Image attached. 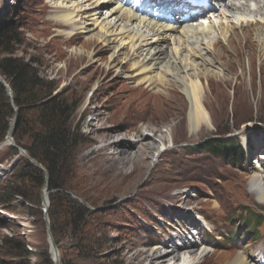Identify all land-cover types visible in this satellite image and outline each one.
Instances as JSON below:
<instances>
[{"label": "rangeland", "instance_id": "obj_1", "mask_svg": "<svg viewBox=\"0 0 264 264\" xmlns=\"http://www.w3.org/2000/svg\"><path fill=\"white\" fill-rule=\"evenodd\" d=\"M58 1L60 0H0V28L12 26L20 41V44L13 48L12 55L0 53V59L19 58L25 63L33 64L42 79L53 83L55 91L52 95L60 96L75 108L72 123L82 136L83 143L74 155L71 188L78 195L74 196L78 202L97 212L87 220V229L91 231L93 240L96 239L97 243L93 247L94 257L81 258L74 246L75 240L70 237V231L65 233L62 228L63 233L57 237V244L52 237L60 264H147L133 259V254L137 251L149 252L155 247L164 250L165 241L172 239L178 242L180 235L184 241L195 243V249L191 253H182L178 264H225L229 254L234 253L240 256L264 255V201H259L260 194L254 192L257 187L250 180L258 170L264 175V160L260 159V154H264V64L261 67L255 61L249 72L245 55L247 53L236 42L239 49L236 60L242 63L244 84L224 86L213 78L210 80L206 94V108L211 116L210 125L196 136L189 137L185 131L183 100H178L179 106L167 114L173 115L167 124L154 125L152 120L148 119L149 116L143 113H135V117L128 119L133 121L130 127H122L120 118L114 123H106V127L112 130L109 132V143L115 140L127 142L129 135L139 130L155 140L157 145L161 143L160 139H163L161 155L156 158L148 155L146 161L151 162V168L137 174L133 172L132 162H120L117 152L105 147L107 143L91 134V131L103 124L98 118L106 119L113 115L119 117L121 111L118 110L131 106L132 98L140 92L152 90L145 85L136 86L138 81L135 76L131 78L128 63L123 65L122 73L115 74L113 70L107 75H98V63L91 64L84 60L83 64H79L73 59L70 60L71 47H81L83 41L90 36L84 31L90 28L93 33L106 34L109 28L101 27V20L94 26L91 20L87 21L85 18L78 24L84 27L89 24L88 27L84 31L77 29L73 33L78 35L67 37L65 34L69 28L54 20L62 15L60 9H64L59 6ZM80 1L83 2L68 0L66 2L74 3V6L70 8L72 5L67 3L65 7H69L67 10H74L81 4ZM77 15L80 18L84 13L79 12ZM224 18L226 16L216 9L206 16V22L224 23ZM225 24L223 25L229 26V22L228 25ZM232 28L236 34L239 33L235 26ZM216 32V36L211 35L200 43L205 44L200 46L207 47L209 54H213V38L217 40V48L227 47L228 33L220 30ZM250 32L248 29L247 33L251 34ZM107 36L114 37L111 34ZM238 36H233V43ZM242 43L244 46V41ZM163 46L168 51L179 48L170 37H167ZM127 49L129 51V46L125 45L124 50ZM102 50L104 51H100L98 56L106 59L108 51ZM133 53L135 61L142 60L140 50ZM224 54H228L230 58L228 60L222 57V62H225L233 75H238L234 54L227 51ZM182 56L186 58L188 51H183ZM192 60L198 64L201 59L197 56L194 59L192 57ZM182 67L184 70V63ZM199 69L188 67L185 73L196 74ZM209 69L215 73L221 71L217 65H211ZM185 73L180 76L184 77ZM90 75L93 77L89 79ZM167 79H171V76H167ZM249 80L252 90L249 89ZM177 107L180 109L176 110ZM86 108L91 109L93 114H86ZM178 119L181 120V130L176 135L177 143H173L170 131ZM89 122L93 123L92 128L87 126ZM13 128L10 126L9 132ZM7 137L0 144V179L8 175L18 161L14 150L19 152V148L24 154L19 153L18 156L28 158L27 153L17 147L14 141L12 146ZM91 140H94V143ZM231 143L233 146L242 145L248 155L244 154L243 158L239 157L234 161L225 157L216 158L209 152V149L213 148L210 146ZM134 153L135 148L126 149L120 157H132ZM112 154L114 159L109 158ZM46 189L44 186L41 190L38 204L23 202L24 205L19 208L0 205L1 262L44 264L43 256L47 253L54 264L47 230V224L49 228L52 224L48 213L54 206ZM16 199L19 202L23 200L20 196ZM246 212L262 217L257 218V222L262 224L260 228L253 230L251 224L247 229L243 225L242 215ZM51 213L54 214L52 210ZM205 219L208 221L205 222ZM216 236L221 240L216 239ZM8 245H11V248ZM24 245L27 247L28 257L12 258L10 252L16 251L13 247ZM203 247L207 248L205 257L201 256ZM260 264H264V260Z\"/></svg>", "mask_w": 264, "mask_h": 264}, {"label": "bare ground", "instance_id": "obj_2", "mask_svg": "<svg viewBox=\"0 0 264 264\" xmlns=\"http://www.w3.org/2000/svg\"><path fill=\"white\" fill-rule=\"evenodd\" d=\"M66 1L68 0L58 1L59 6H63L64 9H60V11L63 12L62 15L57 16L54 20L55 22L63 23V26L69 28L65 34L67 37L78 35V33H73L77 29H82L84 31L86 27H88L87 25L89 24L85 27L78 24V22L85 18L87 21L91 20L94 23V26L97 25L99 20H101V27L109 28V32L107 31L106 34H102L101 32L93 33V30H90V28L86 32L84 31V33H87L90 36L83 41L81 47H71L70 60L73 59L79 64H83L84 60L91 64L98 63V69L96 70L98 75L102 73L107 75L113 70L115 74L122 73L124 68L123 65L128 63L130 65L129 69L132 73L131 78L135 76L138 81L136 86L145 85L146 88L152 90V92H143L144 97H142L143 93L140 92L139 95L132 98L131 106L124 110H118L121 111L119 117L113 115L106 119L102 117L98 118L100 121H103V124L96 130L92 129L91 131V134H95L101 141L107 143L105 147L117 152L116 155L118 159H121L120 162H132L133 172H136L137 174L141 172L143 173L148 168H151V162L148 163L146 161L148 155H151L152 158L161 155L160 147L163 146V139H160L161 143H158L157 145L155 140L149 138L139 130L130 134L127 142L123 140H115L109 143L111 137L109 132L112 130L106 127V123H114L117 118H120L122 127H130V125L132 126L133 121L128 119L130 117H135V113H143V115L146 114L149 116L148 119L150 121L152 120L151 122H153L154 125L158 123L167 124L171 121L170 117H173V115L169 114L168 116L167 114L170 110H175L174 107L179 106L177 105L179 102L178 100H183V110L186 115L185 131L188 132L189 137L196 136L205 131L207 126L210 125L211 116L206 108V94L207 91H209L210 80L215 79L222 83V85L224 84V86H231L232 84L235 86H242L244 84L245 78L242 63L241 61L236 60L239 50L237 44L242 46L243 50L247 53L245 55H247L246 57L248 59L247 64L249 72L252 70L251 68H253L255 61L258 62L260 66L264 64V0H213V3L215 1L217 2V9L220 10L224 17L226 16V18H224L225 25H228L229 22V26H224V23L222 22H206V17L200 19V22H190L188 24L181 21H172L167 15H164L159 20H155L154 18L149 17L148 10H144L141 7V4L133 6L131 5L130 0H83V2L80 1L81 4H78L74 10L71 11L67 9L69 7L72 8L74 3ZM172 1L173 0H145L147 7L151 9L156 8V10L161 8L163 13L169 8H186L185 5H171ZM86 2L89 4H85ZM140 2L141 1L138 3ZM67 3H70L72 6L66 8L65 5ZM110 5L114 6L108 8ZM214 11H216V8H213L206 16L212 14ZM79 12L84 13V16L78 18L77 14ZM173 19L176 18L173 17ZM228 19L230 21H228ZM234 26L238 29V34L233 31L234 29L232 27ZM248 29L251 30V34L247 33ZM217 30L225 31V34L228 33L226 34L227 47L217 48V40H214L213 38L214 42L211 44L213 54H209V50H206L207 47H201L200 45L203 43H200L208 39L211 35L213 37L216 36ZM107 34H111V36L114 37L110 38ZM173 34L175 35L173 36ZM233 36H238V38H235V44L232 42L234 41ZM167 37H170L178 44V47L181 48H174L173 51H168L163 46ZM239 37L242 39V42L244 41V46L242 42V44L240 43ZM209 42H211V40ZM125 45L129 46V51L128 49L126 51L124 50ZM102 49L108 51L106 59L99 58L98 56L100 51H104ZM136 50L142 52V60L140 61H135V55L133 52ZM186 50L188 51V56L182 58V52ZM226 51L234 54L235 62L237 63L239 70L238 75H233L225 62H222V57H226L228 60L230 58L227 56L228 54H224ZM197 56L201 59L198 64L192 60V57L194 59L197 58ZM181 60L185 66L184 70ZM211 65H217L219 70H221L220 73L212 72L209 69V66ZM63 66H66L65 61ZM188 67H199L200 69L196 74L193 73L187 75L185 70H187ZM159 70L162 72H159ZM183 73H185L184 77L180 76ZM167 76H171V79H167ZM92 77L93 76L90 75L89 79ZM176 83H178L177 86ZM249 87V89L252 90L253 87L250 80ZM253 92L255 91L253 90ZM252 95H254V93H252ZM150 102H152V104ZM178 109L180 108L177 107L176 110ZM84 112H87L86 114H93V111L89 108H86ZM178 114L180 115L181 112ZM156 119L157 121H154ZM179 125H181V120L179 121L178 119V122L171 128L170 132L173 143H177L176 135L177 132L181 130ZM87 126L92 128L93 123L89 122L87 123ZM91 142L94 143V140H91ZM133 148H135L134 156L120 157L123 155L124 150ZM263 155L264 154L260 155L262 156L260 157L261 160H264ZM109 158L114 159V154ZM257 172L250 180L251 183L257 187L254 189V192L260 194L259 201H264V175L260 170ZM183 219L186 220V218ZM179 237V242L172 239L165 241L163 246L164 250L155 247L149 252L147 250L137 251L133 254V259L147 264H166L170 261H172L173 264H178L181 260L180 256L182 253H191L195 249V243H185L182 235ZM178 249L180 251H178ZM201 251V256L205 257L207 248L203 247ZM263 260V254L257 257L252 254L240 256L239 254L234 253L232 255L229 254L226 258L225 264H260Z\"/></svg>", "mask_w": 264, "mask_h": 264}, {"label": "trees", "instance_id": "obj_3", "mask_svg": "<svg viewBox=\"0 0 264 264\" xmlns=\"http://www.w3.org/2000/svg\"><path fill=\"white\" fill-rule=\"evenodd\" d=\"M16 30L6 25L0 28V53L12 55L19 45ZM0 77L10 91L0 82V144L10 131V122L16 117L11 135L13 141L23 149L28 158H23L14 150L17 162L3 179H0V205L23 206V202L39 203L41 190L46 186L53 204L49 210L52 219L50 231L55 243L57 237L70 231L75 240L79 256L84 259L94 257V245L88 219L97 212L78 202V195L71 188L73 159L78 147L83 143L78 129L73 126L74 106L60 96H53L52 82L42 79L33 64L21 59L5 57L0 59ZM26 142V143H25ZM209 152L216 157L236 160L243 156L240 146L215 144ZM233 161V162H234ZM22 197L21 202L16 197ZM258 218V217H257ZM247 223H257L256 217L244 215ZM11 248V245H8ZM9 251L12 258H27V247H13ZM44 264H53L50 256H43ZM0 264H5L0 261ZM71 264V263H63Z\"/></svg>", "mask_w": 264, "mask_h": 264}, {"label": "water", "instance_id": "obj_4", "mask_svg": "<svg viewBox=\"0 0 264 264\" xmlns=\"http://www.w3.org/2000/svg\"><path fill=\"white\" fill-rule=\"evenodd\" d=\"M0 82H1L6 88H8V90H9V94H10V96H11V91H10L8 85L6 84V82H5L2 78H0ZM15 122H16V117L14 118V120H13V122H12V124H11V129L15 126ZM10 135H11V132L8 133V137H7V139L9 140V142H10L11 145H12V143H13V139H12V137H11ZM12 146H13V145H12ZM16 148H17V147H16ZM17 149H18V151H19L20 154H22V155L24 154V152H23L22 150H20L19 148H17ZM43 198H44V200H46L45 195L43 196ZM45 203H46V202H45ZM44 212H46V209L44 210ZM47 230H48V243H49V245H50V253H51V256H52V260H53L54 264H60V261H59V255H58V250H57V247H56V245H55V243H54V241H53L52 234H51V231H50V228H49V224H47Z\"/></svg>", "mask_w": 264, "mask_h": 264}]
</instances>
